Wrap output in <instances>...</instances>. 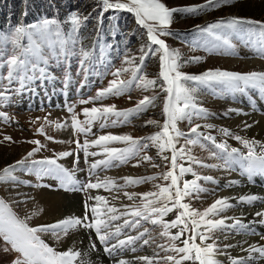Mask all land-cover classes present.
<instances>
[{"label":"rangeland","instance_id":"374dc122","mask_svg":"<svg viewBox=\"0 0 264 264\" xmlns=\"http://www.w3.org/2000/svg\"><path fill=\"white\" fill-rule=\"evenodd\" d=\"M120 2H125V0H120ZM161 2L169 8L183 9L204 5L207 0H161ZM73 12L79 13L82 17H88V19L81 25L79 31L73 34L75 43L70 42L65 46L66 56L60 55L57 59H50L45 66L49 79L35 81L20 94H16L14 91L9 92L7 100L0 98V111L5 112L9 118L7 123L0 118V140H3V137L7 135L13 141L0 144V174L5 167L23 160L29 151L38 147L29 141L38 140L43 145L33 157L25 161L23 166H17L13 172V175L17 177L16 182L11 180L0 182V199L5 201L19 219L26 220L31 227L53 224L66 218H83L86 215L85 202H87L89 206L98 208L100 213L98 218L107 221L109 225L107 229L102 227V234L105 231L115 233L117 226H121V234L113 236L106 244H102L94 230L85 229L81 225L75 229L70 228L66 235L61 233L60 239H57L51 232L39 234L40 238L56 251L63 252L79 247L81 241L78 240H83V237H86L85 241H88L89 244L85 246L87 249L85 252L93 259H91V264H118L120 260L126 261L127 264H146V261L139 259L140 257H155L153 264H157V262L158 264H167L162 257L175 255V253L171 251L166 253L158 247L160 244L166 247L169 244V239L160 235L161 226L141 220L140 226L137 228H124L122 227L124 219L131 220L133 219L131 216H120V219L115 221L109 219L111 215H120L125 211H131L132 206L139 203L138 196L129 200L124 195L125 192L141 194L157 191L158 189L154 185L167 183L162 179H157L141 184L125 185V181L122 179L124 177L135 179L159 176L167 171L164 167L165 162L157 155V149L150 147L139 156L130 158L127 163L114 160L112 161L114 166L101 165L95 170V175L90 177L91 164L108 157L106 149H124L129 146V143L102 142L101 145L89 143L88 152H96L97 155L88 157H85L84 152L76 143L79 141L82 146L86 140L91 142L101 135L109 134L129 135L134 139L147 138L161 130L157 125L147 124V121L152 120L158 121L162 125L164 121L162 108L165 93L159 87L155 90L149 88V90L143 91L133 84L132 89L123 95H109L106 99L91 100L99 90L108 87L109 82L114 79L111 73L122 66L125 57L131 58L138 64L142 47H158L149 44L146 29L136 23L133 13L116 9L105 11L100 0H0V35L10 33L18 25H31L47 17L58 21L60 30L65 33V38H67V34L71 33L67 17ZM25 13L27 14L25 15ZM232 18L264 24V0H230L228 5L221 3L215 8H201L196 13L177 11L173 14L172 23L168 29L171 35L161 37V39L165 40L170 50L179 52L182 73L200 75L208 70L241 74L264 72V43H262L264 37L261 36L259 24L240 23L234 27L225 24L213 30L214 34L199 30L206 28L209 24L220 21L227 22ZM216 35L227 37L229 45H224L222 41L216 40ZM8 48L10 52L11 46L9 45ZM81 49L89 52V57L83 66H81ZM161 54L160 52L150 53L143 65L146 78L157 80V84L161 83L159 78V57ZM123 66L133 67V65L127 64H123ZM6 75V67L0 68V77H6ZM120 79L130 80L131 72L124 73ZM213 83L195 85L197 101L207 113L206 118L193 117L191 123L187 120L178 121L177 127L182 132L188 133L191 127L200 124L201 128L198 131L203 135L215 137L217 143L226 142L229 151L231 148H236L239 149L240 154L247 155L248 149L232 136L238 135L244 139L255 140L259 144H264V136H259L257 132L254 134L255 136L250 137L249 132H245L247 131L245 126H240V128L244 127V132L242 130L238 132L230 125L232 123L249 124L250 121H256V118L263 121L264 96L255 90H249L247 94L230 92L224 89L223 85ZM0 86H2L0 90L3 88L15 89L19 87V84L13 82L9 85L6 79H0ZM144 96H154L155 99L152 104L146 106L145 110L130 115L127 121L123 117L118 118L109 114L106 121L103 117L94 121L90 131L78 132L71 126L72 114L68 110L70 106L77 113L78 127L83 126L87 129L88 125L83 124L86 119L83 109L115 105L116 111L130 110L134 109ZM82 100L90 102L82 104ZM238 111H242L244 114L238 115ZM113 121L116 123L113 124ZM101 122H105L106 127L101 128ZM57 124L67 125V127L57 128ZM208 125H212V128H208ZM41 127H43V134L37 131ZM222 128L228 129L232 136L223 135L220 131ZM47 137L53 139L50 140ZM200 140H203V143L199 141L195 145H185L184 138H181L177 144L178 148L185 146L190 150V155L200 161L199 164L189 163L187 160L178 161L185 167H191L192 171L196 173V176L186 173L181 177V186L184 181H192L200 177L197 184L203 189L198 193L193 192L190 197L184 198L183 202L190 203L192 208L203 212L216 200L226 199L232 207L218 216L209 217L210 219L225 220V227L215 230L211 234L212 239L206 241L209 244L215 242L217 245L219 251L216 253L215 259L219 264H232L233 259L242 260L243 264L263 263L264 257L258 252H249L246 249L250 245L264 248V238H262L264 237V225L259 222L264 218L254 214L253 217H247L248 213L254 212L252 210L249 212L250 209L261 207L263 209L258 212L264 211V173L257 172L249 179L248 173L243 167V164L247 162L240 160L234 162L230 168L224 167V160L221 156L226 153L214 156L213 153H220V150L215 148L211 141L204 140L203 137ZM259 144L255 146L258 153L261 151ZM66 151L72 152L73 155L60 158L59 154ZM145 154L152 158L151 163L141 161V156ZM165 155L170 156L171 153L166 152ZM46 159H56L57 164L71 170L78 183L61 186L58 180L49 175L38 176L37 171L43 166L34 164L33 161ZM137 164L139 166H134ZM152 164H159L160 167H153ZM208 176L212 177L213 181L203 179ZM97 177L101 182L108 178L115 183L110 185V190L103 187L88 191L79 190L89 182V179L96 183ZM233 181L235 183H232ZM121 185L125 186L121 187ZM257 194L260 195V199L251 204L240 202L236 198V195L258 196ZM97 195L106 198L107 206L89 199V196ZM51 196L63 198L64 204L67 202L66 204L75 203L77 205L69 204V208L73 210L70 215L57 221L48 222V216L51 214H46V208H39V198L48 200ZM60 207L62 209V206ZM107 207H115L119 211L106 214ZM33 213L36 214L33 215ZM241 214L243 216L239 218ZM87 215L89 219L85 223H93L90 208ZM29 216L31 219H27ZM232 218L239 219L247 228L227 227L234 224ZM163 219L171 221L175 219V213H168ZM255 219L256 221H254ZM144 228L149 229L152 238L148 245L137 241L134 245L113 249L111 256L104 251L105 247L112 248V245L117 244L119 239L137 236ZM170 231L174 234L177 229ZM232 242H234L232 245L234 247H225L231 245ZM175 243L182 246L179 241ZM93 244L96 245L95 249L92 248ZM2 247L3 241L0 240V249ZM133 247H135V251L131 250ZM15 256V253H6L0 250V264H12ZM239 256L241 257L239 258ZM75 264H81V261L78 259ZM184 264H191V262L185 261Z\"/></svg>","mask_w":264,"mask_h":264},{"label":"snow or ice","instance_id":"6c2138e0","mask_svg":"<svg viewBox=\"0 0 264 264\" xmlns=\"http://www.w3.org/2000/svg\"><path fill=\"white\" fill-rule=\"evenodd\" d=\"M105 11L109 9L126 10L133 13L136 17V23L146 29L147 39L150 45L158 46L157 48H151L145 46L141 48V55L139 57V63H135L131 58L125 57L123 64L133 65L132 68L124 67L123 64L120 68H117L111 73L114 77L108 84V87L99 90L95 97H92V101L106 99L109 95L120 96L130 91L133 84L137 88H141L143 91L149 90V88L155 90L159 87L165 93V100L163 103L162 114L164 117L163 124L160 125L158 121H147V124H154L160 127V131L147 137L134 139L129 135H101L94 141H85L81 146L79 141H76L78 147L84 152L85 157L89 155L95 156L96 152L89 153V143L92 145H101L102 142H128L129 146L124 149H106L108 157L96 161L91 164L89 175H95V170L101 165L105 167L114 166L112 161H119L120 163H127L130 158L139 156L140 153L155 147L157 149V155L165 162L164 167L167 171L161 173L159 176L144 177V178H122L125 181V185L141 184L148 181H154L162 179L167 182L163 185H154L157 191H149L141 194H129L124 193L129 200H133L135 197H139V203L132 206L131 211H125L120 215H111L109 219L115 221L120 219V216H131L133 219H124L122 227L124 228H137L140 226L141 220L150 222L153 225H159L162 228L161 236L169 239V244L166 247L163 244L158 245L166 253L171 251L175 255H165L162 257L167 264H184L185 261H190L191 264H219L215 259L216 253L219 251L215 242L206 243V241L212 239V233L225 227L224 219H210L209 217L218 216L220 213L226 211L232 207L226 199H218L203 212L191 207L190 203L183 202L184 198L190 197L193 192L203 191L197 184L196 180L184 181L182 186L180 184V178L186 173H191L196 176V173L192 171L191 167H185L183 164L178 163L179 160H187L189 163H200L190 155V150L185 146L177 147L181 138H184L185 145H195L199 143L201 137L204 140L211 141L215 148L220 150V153H213L214 156H219L221 153L226 155L221 156L224 160V167H231V165L237 160L246 161L243 164L245 171L248 173L249 179L259 172L264 173V144H259L258 141L244 139L238 135L232 136V133L228 129H220L221 133L225 136H232L233 139L239 141L245 148L248 149L247 155H242L239 149L231 148L229 151L227 143H217L215 137L211 135H203L198 130L201 128L200 124H196L191 127L188 133L182 132L177 127L178 121L187 120L191 123L193 117L204 119L207 116L205 110L199 106L197 101V88L195 85H209L211 82L223 85L224 89L240 94H247L249 90H255L264 96V72H250L246 74L234 73L222 70H208L200 75H188L180 71V54L178 51L170 50L165 40L161 37L171 35L168 31L173 14L177 11H183L185 13H196L201 8L218 7L221 3L228 5L230 0H207L204 5L190 6L183 9L169 8L161 0H100ZM27 13H25L26 15ZM88 19V17H82L79 13L73 12L67 17V21L71 26V33H63L59 26L58 21L53 18H42L39 22L31 25H18L14 29L4 35H0V68L7 69L6 77H0V79H6L8 84L18 82L19 87L3 88L0 90V98L7 100L8 93L14 91L16 94H20L23 90L27 89L29 85L37 80L45 81L49 79L48 70L45 67L50 59H57L60 55L66 56V45L70 42L75 43L73 34L77 33L81 25ZM240 23L259 24L261 29V36L264 37V24L254 21H243L240 18H232L218 23L207 25L206 28H200L199 30L214 34L213 30L220 28L227 24L229 27H234ZM215 39L222 41L224 45H229L227 37L219 35L215 36ZM264 43V40H262ZM11 46L9 52L8 46ZM160 52L159 57L160 71L159 78L161 83L157 84V80L146 78V74L143 72V65L145 59L150 53ZM81 66L87 61L89 52L81 49ZM198 59V58H197ZM131 72V79L124 80L120 77L126 73ZM187 82V86H186ZM2 88V86H0ZM131 98V97H129ZM154 96H144L139 100L136 107L130 110L116 111L115 105L106 106L102 108L92 107L90 109H83V115L86 117L83 124L88 125L85 129L83 126H79L77 121V113H75L73 107H69V112L72 114V127L78 132H85L91 130V125L97 119L103 117L104 121L107 120L109 114L116 117H123L127 121L128 117L134 113H139L145 110L147 105L152 104ZM88 100H82L81 103H89ZM231 111V110H230ZM237 114H244L242 111H238ZM0 118L5 123L8 122V116L5 112L0 111ZM113 124L116 121L112 122ZM57 128L67 127V125L57 124ZM101 128L106 127L105 122H101ZM208 128H212V125H208ZM252 125L245 124V128H250ZM43 134V127L37 130ZM53 139L52 137H47ZM13 142L10 136L5 135L3 140H0V144L4 142ZM29 143L37 145L32 151L27 153V156L20 161H17L14 165H9L2 170L0 174V182H6L11 180L17 181V177L13 175L17 166H23L28 158L33 157L35 152L39 151L40 144L38 140L29 141ZM259 144L261 151H256V145ZM166 152H170L171 155H165ZM73 155L72 152H62L59 154L60 158ZM152 158L148 155L141 156V161L151 163ZM34 164L42 165L37 175H49L53 179L58 180L61 186L65 184L78 183L74 179V173L57 164L56 159H46L43 161H33ZM118 166V165H115ZM139 166V164L134 165ZM153 167H160L159 164H152ZM208 167L209 165H202ZM178 169V174H177ZM204 180L213 181V178L203 177ZM25 183V182H20ZM114 181L105 178L103 182L99 181L93 183L89 179L85 185L82 186L81 191H88L90 189H99L101 187L110 190V185H114ZM232 183H235L234 181ZM125 185H121L124 187ZM90 200H95L98 204L103 203L107 206V200L105 197L89 196ZM260 199L256 195L243 196L239 198L240 202H246L251 204ZM127 207V206H125ZM91 211L93 223H85L89 219L87 215L88 211ZM119 210L115 207H107V213H117ZM86 215L83 218H66L53 224H42L35 227L29 226L26 220L19 219L8 207L4 200L0 199V240L3 241L2 251L6 253H15L16 256L12 260V264H75L81 256L79 251L68 249L63 252H58L54 248L50 247L44 240L40 238L39 234L49 233L60 239L61 233L66 235L69 229H75L77 226H83L85 229L94 230L97 238L102 244H106L113 236H119L121 234V226L116 227L115 233L104 232L103 229L108 228V223L105 220L98 218L100 213L96 206H89L85 202ZM175 213V219L171 221H165L163 218L168 213ZM36 213H33L35 215ZM257 217L264 218V211L257 212ZM31 219V216L27 217ZM234 219V224L227 227L239 229H246L239 219ZM260 224L264 225V219H261ZM177 229L173 234L170 230ZM148 236V238H145ZM264 238V237H262ZM149 229L144 228L137 236H127L126 239H119L117 244L112 245V248L105 247L104 251L110 256L113 255V249L124 248L130 245H134L137 241H142L144 245H148L151 240ZM199 240V243H197ZM179 241L182 246L177 245L175 242ZM225 247H232V245H226ZM92 248L95 249L96 245L93 244ZM135 251V247L131 249ZM246 251L258 252L264 257V248H257L255 245H250ZM158 255V254H157ZM146 261V264H153L155 257H140ZM81 264H84L81 261ZM118 264H127L126 261L120 260ZM158 264V262H157ZM232 264H243L242 260L233 259Z\"/></svg>","mask_w":264,"mask_h":264},{"label":"bare ground","instance_id":"6f19581e","mask_svg":"<svg viewBox=\"0 0 264 264\" xmlns=\"http://www.w3.org/2000/svg\"><path fill=\"white\" fill-rule=\"evenodd\" d=\"M255 118V117H254ZM253 118V119H254ZM256 121H254V122H251L250 121V123H249V125H252V127H250V128H247V131H245V130H243V128H240V126L242 125V126H245L244 125V123H232V125H230L231 126V128H233L235 131H238V132H240L241 130L244 132H249V136L250 137H252V136H255L254 134H256L257 132L259 133L258 135L259 136H261V137H263L264 136V120L262 121V120H260L259 118H256L255 119ZM246 122V121H245ZM232 126H234V127H232ZM237 127V128H236ZM261 139V138H260ZM257 192V191H256ZM258 195V194H257ZM235 196V195H234ZM234 196H232V197H234ZM240 197H243V196H238V195H236V198L238 199V201H239V198ZM258 197L260 198V195H258ZM44 198V197H43ZM42 198V199H43ZM39 202H40V206H39V208L40 209H42L41 207H43V208H46L45 210H46V214H48V213H50L51 215L50 216H48L49 218V220H48V222H53V221H57V220H59V219H61V218H64L65 216H67V215H70L72 212H73V210L71 209V208H69L70 206H69V204H74V206H76L75 205V203H68V204H64V200H63V198H60V197H50L48 200H41L40 198H39ZM38 202V203H39ZM234 203H237V202H234ZM55 206V207H54ZM60 206H62V209H61V207ZM54 208V209H53ZM261 209H263V208H253V209H250L249 210V212L252 210V211H254L252 214H250V213H248L247 214V217H253L255 214H256V212H258V211H260ZM54 213H53V212ZM62 211H64V212H62ZM66 214V215H65ZM254 214V215H253ZM243 216V214H241V215H239V218H241ZM254 221H256V219L254 220ZM85 238L86 237H83V240H78L79 242L81 241V245L79 246V247H74V248H72V250H74V251H79L80 253H81V256H80V258H79V260L80 261H83L84 262V264H91L90 262H91V259L92 258H90L89 257V255H88V253H86L85 252V250H87L86 248H85V246H87L88 244H89V242L88 241H85ZM87 239V238H86ZM231 245H234V242H232V244ZM232 247H234V246H232ZM241 256H239V258H240ZM93 260V259H92ZM93 264H95V263H93ZM259 264H264V262L263 263H259Z\"/></svg>","mask_w":264,"mask_h":264},{"label":"trees","instance_id":"16d2710c","mask_svg":"<svg viewBox=\"0 0 264 264\" xmlns=\"http://www.w3.org/2000/svg\"><path fill=\"white\" fill-rule=\"evenodd\" d=\"M5 21H6V19H4ZM213 83V82H212ZM213 84H216V83H213ZM200 142H202L203 143V140L201 141V140H199Z\"/></svg>","mask_w":264,"mask_h":264}]
</instances>
